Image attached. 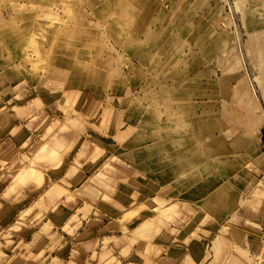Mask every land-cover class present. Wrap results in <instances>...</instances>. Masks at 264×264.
<instances>
[{"label": "rangeland", "instance_id": "374dc122", "mask_svg": "<svg viewBox=\"0 0 264 264\" xmlns=\"http://www.w3.org/2000/svg\"><path fill=\"white\" fill-rule=\"evenodd\" d=\"M212 249L264 264V0H0V264Z\"/></svg>", "mask_w": 264, "mask_h": 264}, {"label": "crops", "instance_id": "0c3cea01", "mask_svg": "<svg viewBox=\"0 0 264 264\" xmlns=\"http://www.w3.org/2000/svg\"><path fill=\"white\" fill-rule=\"evenodd\" d=\"M193 128L198 129L197 126H194ZM180 139H181L180 145L181 144H184V143H187V140H186L187 139V133L186 132L185 133L184 132H181L180 133ZM191 143H194V142H191ZM197 144L199 145V143L195 142L194 145H197ZM196 149H193V152H195ZM185 154H186V156H185ZM193 154L194 153L188 154L187 152H185V153L184 152H181L180 153V156H179V159H178V161H179L178 162V170H179V173L181 171L185 170L184 169V162H185V158H187V156H189L188 158H191V161L193 160L192 163H191V166H190V170L196 169V166L198 165V161H203L204 163H202V165H201L202 168L209 171V167H208L207 163L204 161V159H205L204 158V154L205 153L201 152L199 154H194V155ZM204 164H206V165H204ZM205 184H208V183H205ZM203 240L204 239L201 238V241H203ZM211 242L213 244V241H211ZM170 259H172V258H169L168 255H167V253L165 252V254H164V260H163L164 261V264H169V260ZM200 260H202V261H197L196 264H227L226 261H223V259L216 261V259H215V251L213 249H212V254H211V256L208 259H205V257H201ZM177 264H182V260H179L177 262ZM189 264H190V262H189Z\"/></svg>", "mask_w": 264, "mask_h": 264}, {"label": "bare ground", "instance_id": "6f19581e", "mask_svg": "<svg viewBox=\"0 0 264 264\" xmlns=\"http://www.w3.org/2000/svg\"><path fill=\"white\" fill-rule=\"evenodd\" d=\"M40 149H42V148H40ZM42 151V150H41ZM51 152V151H50ZM31 168H29V170H30ZM28 170V169H27ZM32 170V169H31ZM21 171V170H20ZM20 171H18V172H20ZM24 172H26V171H24ZM30 172V171H29ZM24 173H22V175H23ZM31 174H32V172H31ZM18 176H19V178H21V174L20 173H18L17 174ZM23 180V179H22ZM160 200V199H159ZM171 206V205H170ZM172 207V206H171ZM173 207H174V205H173ZM166 208V207H165ZM169 209H170V207H169ZM165 212V211H164Z\"/></svg>", "mask_w": 264, "mask_h": 264}]
</instances>
